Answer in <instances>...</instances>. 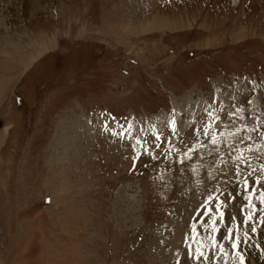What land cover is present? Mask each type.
<instances>
[{
  "label": "rangeland",
  "instance_id": "1",
  "mask_svg": "<svg viewBox=\"0 0 264 264\" xmlns=\"http://www.w3.org/2000/svg\"><path fill=\"white\" fill-rule=\"evenodd\" d=\"M0 264H264V0H0Z\"/></svg>",
  "mask_w": 264,
  "mask_h": 264
},
{
  "label": "bare ground",
  "instance_id": "2",
  "mask_svg": "<svg viewBox=\"0 0 264 264\" xmlns=\"http://www.w3.org/2000/svg\"><path fill=\"white\" fill-rule=\"evenodd\" d=\"M52 45L51 43L48 42H41L39 47L37 48V58L42 56V54L48 52L47 50L50 48L49 46ZM35 59V58H34ZM56 139H54L55 142ZM54 142L52 143L54 145ZM236 145V144H235ZM232 147V146H231ZM221 154V153H220ZM221 163V162H220ZM226 165V164H225ZM225 211V210H224ZM115 234V233H114Z\"/></svg>",
  "mask_w": 264,
  "mask_h": 264
},
{
  "label": "snow or ice",
  "instance_id": "3",
  "mask_svg": "<svg viewBox=\"0 0 264 264\" xmlns=\"http://www.w3.org/2000/svg\"><path fill=\"white\" fill-rule=\"evenodd\" d=\"M157 139H159V137H157ZM236 245L234 244L233 247H235Z\"/></svg>",
  "mask_w": 264,
  "mask_h": 264
}]
</instances>
